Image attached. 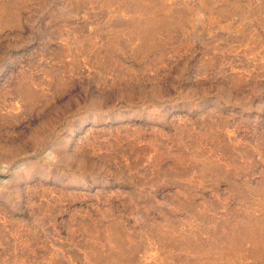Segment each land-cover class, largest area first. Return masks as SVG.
Listing matches in <instances>:
<instances>
[{"label":"rangeland","instance_id":"rangeland-1","mask_svg":"<svg viewBox=\"0 0 264 264\" xmlns=\"http://www.w3.org/2000/svg\"><path fill=\"white\" fill-rule=\"evenodd\" d=\"M0 9V264H264V0Z\"/></svg>","mask_w":264,"mask_h":264},{"label":"bare ground","instance_id":"bare-ground-1","mask_svg":"<svg viewBox=\"0 0 264 264\" xmlns=\"http://www.w3.org/2000/svg\"><path fill=\"white\" fill-rule=\"evenodd\" d=\"M115 1V0H114ZM142 4H143V1H142V3H139V4H137V6H136V9H137V11L138 12H142ZM1 10V9H0ZM0 12H3V11H0ZM144 14V13H143ZM134 21H137V23L134 25L135 26V31L137 32V33H135V34H137V36L139 37V38H141V33H142V31L145 29V28H149L150 30H155V29H157V24H158V21H157V19H155V18H151V20H148L147 22H143V21H141V20H139V18H136V19H134ZM144 40H143V43H145V41H146V38H143ZM263 191H264V189H263ZM245 224H249V227L247 228V230L244 232V233H242V234H236V236L235 237H232V242H238V241H240V242H242V243H244V242H250V243H252L253 245L255 244V246H253V248H252V253L254 254V255H256L257 257L258 256H263L264 255V249L261 247V248H259V245L260 246H262L261 244H260V240L258 239L260 236H258L259 235V233L260 232H255L252 228H254V227H256V225L255 224H257V223H255V222H252L251 220H249L248 222L246 221L245 222ZM264 225V221H262L261 223H260V225ZM178 225V224H177ZM179 226V225H178ZM263 233V232H262ZM192 235V234H191ZM159 236H161V235H159ZM164 237V238H163ZM161 238H163V239H161V240H164V239H167V237L166 236H164V235H162L161 236ZM172 239V238H171ZM179 239V237H174L173 239H172V243H173V245L174 246H178V242H180V240H178ZM262 239H263V241H264V237H262ZM121 244V243H120ZM197 250H201L200 249V247H198L197 248ZM202 251H204V250H202ZM206 251V250H205ZM205 253V252H204ZM108 258H110V261L112 262V263H114V261L115 262H119L121 259L120 258H122V257H120V256H118L117 254H116V252H114V251H111V254L109 255V257ZM259 259H260V257H258ZM207 259H209V258H207ZM194 261V260H193Z\"/></svg>","mask_w":264,"mask_h":264}]
</instances>
